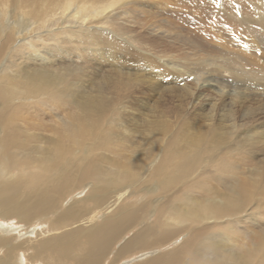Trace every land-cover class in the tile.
Returning <instances> with one entry per match:
<instances>
[{
  "label": "bare ground",
  "instance_id": "1",
  "mask_svg": "<svg viewBox=\"0 0 264 264\" xmlns=\"http://www.w3.org/2000/svg\"><path fill=\"white\" fill-rule=\"evenodd\" d=\"M147 1L0 0V264H264L263 215L244 234L248 209L264 206V161L252 162L264 152V119L247 126L232 111L245 95L264 101V66L228 39L196 43L169 30L162 36L189 64L179 49L151 53L132 35L151 29L140 15ZM211 7L244 45L264 50L260 7L254 24ZM207 46L215 53L202 59ZM118 48L143 57L112 69L121 61L111 54L104 70L103 49ZM131 68L190 81L180 83L183 109L199 105L202 120L142 102L153 82L134 73L139 84L128 83ZM225 96L227 125L215 112Z\"/></svg>",
  "mask_w": 264,
  "mask_h": 264
},
{
  "label": "rangeland",
  "instance_id": "2",
  "mask_svg": "<svg viewBox=\"0 0 264 264\" xmlns=\"http://www.w3.org/2000/svg\"><path fill=\"white\" fill-rule=\"evenodd\" d=\"M156 1L157 0H150L149 5L146 8L144 7L145 11L148 12V15H149L148 17H146L144 13H140L143 21L147 22V24L149 25L151 29L150 30L146 29L141 32L137 31L136 33L132 32L133 36H136V37L140 36V37H144L145 39H147V42L149 43V45H151L149 46L151 53L160 54L162 50L166 49L164 50V52L165 51L173 52V53L168 54L171 57V56H176V52L179 49L180 50L179 54L181 57V60H179V62L180 63L186 62L187 64H189L187 61V55H186L187 51L181 50V48H179L177 44H174V46L168 45L170 38L162 36L163 33L167 35L168 34L167 30H169L170 32H172V36L174 35V32H175V34H179L181 36L180 39H183V37H186V38L189 37L192 39H196V43L198 41L199 42L201 41L202 43L206 41H211V43H213V42H218V41H226L228 39L230 42V45L234 49H236L238 45L236 50L238 51L240 50L242 53H244L245 59H248V57H251L252 59L256 58L254 59V62L256 63V65L258 64V66H264V50L263 48H261V46L259 47L258 50L256 48L251 50L249 46L244 45L245 40L243 41L242 39H239V36L241 37V35L237 32V30L235 31V29H233L234 23L230 26L227 24H224L213 15V12L210 9L207 10V7L212 8L211 6L214 5L213 0H204L203 2L204 5L203 3L201 4L202 0H195L194 3H192L193 0H167L169 2L168 5L165 2H163L165 0L161 1V3H159L158 1L156 2ZM146 2L148 1L146 0ZM117 5L118 4H116V6ZM204 6H207L205 10H204ZM263 6H264V0H219V8L222 9L223 7V10L225 9H227V11L229 10L227 12L228 14L232 15L233 17L237 19L243 18L244 22L248 16L249 18L251 17L252 19L250 18V24H254L253 17H256V13H257L256 9L258 7H260V10L262 11V13H264ZM118 11L120 13H123V15H129V16L130 14L133 16L134 14L138 13L135 11L131 13L127 12L128 13L127 14L123 8L119 9ZM218 22H221V28L223 30L222 29L217 30L216 32L217 37H215V33L213 34L211 30L216 27L215 25H217L216 23ZM137 23H140V22H137ZM206 24H208L209 26ZM224 26H227V27L224 28ZM196 30L198 31V33L196 32ZM154 32H158L161 36L160 35L156 36ZM258 38L260 37L258 36ZM147 45L148 44H145L141 48L149 51V47H147ZM163 45H164V48L161 47ZM169 46H172V48H167ZM246 47H249V49H247ZM141 48L139 50L142 51ZM123 50L125 49L123 48L121 49L118 48V50L115 49V52L113 54V51L111 52V49H103L104 52H103V55L100 57V59L104 61L103 64L105 63L108 64L109 62V66H106L104 70L111 67V62L109 60H111L112 55H116V58L119 61H121V62H118L119 65H115L112 69L121 68L122 65H126V63L132 62L133 60L137 61L138 56L143 57V55L136 54V53H139L138 50L135 51L134 49L133 50L134 52H132V56H131V53L129 54ZM198 53L202 59H206L208 58L205 56L206 54L213 55L215 52L211 50L210 46H207V49H205L202 52L199 51ZM231 55L236 60L237 59L240 60L241 58H243L241 56H237L236 54L235 56L234 53H231ZM145 56L149 57V60H150V57L155 59V57L149 55L148 52H146ZM146 57L145 59L148 60V58ZM259 58L261 59L259 60ZM124 70L129 71L131 74L130 75L131 80L128 83H131L132 81L135 86L139 84V82L138 80H133L134 73L140 74L142 75L144 79L146 80L149 79L151 82H153V84H151L152 87L150 88L153 91L150 90V93L148 92L149 94L143 93V94L138 95L139 99L142 102L151 103L153 101H157L159 110L161 108L163 110L169 109L168 114L170 118L173 117L175 114L187 115L190 113V115H194L198 119L202 120L204 110L200 109L199 105H197V107L192 111V113L188 111L187 109H183V105L186 102L190 101V99L188 98V96L185 95L184 90H182V87L184 85H181L180 83H189L190 81H187L186 79L184 81H181L177 77H174V79L169 80L167 83L165 82L162 83L159 80H157L153 74L149 76H144V71L142 70L137 71L132 68L129 70L128 69H124ZM156 85H160V86L156 87ZM167 86H169L170 88L165 89L163 92L160 91L161 88H164ZM244 87H245L244 94L248 93V91L246 90V86ZM239 91L241 92L242 90L240 89ZM213 95H214V92H212L211 89L205 88L204 91L201 93L200 97L198 98V101L204 104L203 107L207 109L208 105L206 106L205 103L210 102L208 100L211 99V97L213 98ZM192 101H196V99H192ZM229 101H230L229 98L225 96L223 98V102L216 105V110H215L217 120L218 121L221 120V122L224 121L223 123L226 125L228 124L227 119L229 118V110L231 108V106L228 105ZM243 102H244L243 109H240L237 105H235L234 108L232 109V111L235 112V115L239 116L237 120L239 121L242 118L244 119V122L249 120L250 123H248L247 126L249 125L251 126V123L252 124L260 123L261 120L264 119V117L261 116L259 107L261 106V104L264 103V101L260 100L257 95L252 94L250 96L245 95ZM245 107L251 108V112L248 113L246 110L247 108ZM135 108L138 112H147L146 110L147 107H135ZM250 117H253V119H250ZM244 136H245V133H244ZM259 161H264V152L262 151H260V153H258L255 157L252 158L253 163H257ZM244 169H245L244 171L248 170L246 168ZM260 170H264V166H262V169L260 168ZM250 210L252 209H248L249 216L248 215H247L248 217L245 216L248 218V220L246 219V221L244 222V234L245 235L247 232L257 230L258 225H255L254 217L257 218L258 216L263 215V218H264V206H261L259 208V210H261L260 211L261 214H258V210H256L255 214H253V212L251 213ZM244 242H245V239H244Z\"/></svg>",
  "mask_w": 264,
  "mask_h": 264
},
{
  "label": "snow or ice",
  "instance_id": "3",
  "mask_svg": "<svg viewBox=\"0 0 264 264\" xmlns=\"http://www.w3.org/2000/svg\"><path fill=\"white\" fill-rule=\"evenodd\" d=\"M214 3H216L217 5L219 4V0H213ZM189 80L193 79V77L189 76L188 77Z\"/></svg>",
  "mask_w": 264,
  "mask_h": 264
}]
</instances>
